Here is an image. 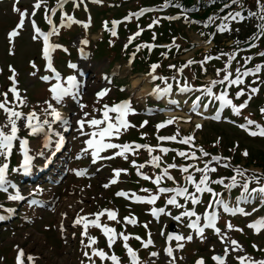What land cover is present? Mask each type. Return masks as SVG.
Instances as JSON below:
<instances>
[{"label":"snow or ice","instance_id":"snow-or-ice-1","mask_svg":"<svg viewBox=\"0 0 264 264\" xmlns=\"http://www.w3.org/2000/svg\"><path fill=\"white\" fill-rule=\"evenodd\" d=\"M67 0H57V4L55 7L50 10L45 9L46 13L48 11L51 14H55L57 8H63L64 4ZM232 4H237L240 6L241 11H230L224 17H209L208 22H212L214 19L219 18L221 23L218 25V30L220 32H224L227 29L226 21L229 20H243L244 16H242V11L244 9L243 0H228V3L223 5V8H229ZM42 5H46V0H36V3L33 5V11L31 12V16L36 15V10L40 9ZM169 6H175L178 8H182L180 4H172L171 0H164V3L160 6V9L154 8H140L137 12L131 13L129 16L124 17V20H129L132 16L140 17L146 12L162 10ZM256 6L258 8V12H253L251 10L248 11V16L255 17L259 16L260 23L257 25V31L253 33L252 37L249 38V41L245 43L248 44V48L256 47V43L253 41H260L264 38V0H256ZM73 7H79V0H73ZM223 9H221L222 11ZM13 11L19 14V21L16 27L8 33V39L11 43L13 39L18 35V30L22 29L24 26L25 18L29 16V12L27 9H21L18 6V0L13 6ZM66 17V20H65ZM176 17H167V19H175ZM45 20L51 26L49 31H42L38 26L36 21L31 20L32 28L34 31L33 39H38L39 37H43V45H42V55L46 61V69L50 70L52 75L42 76L41 79L45 82L55 80V83H52L49 88L50 99L45 100L43 103L45 107L41 109V113L38 114L36 109L33 108L29 112H24L20 109V106L23 105L27 107V100L24 97H21L19 89L17 87L16 74L15 69L9 65V70L12 72V75L9 77V80L12 82L10 87L4 93H0L3 96V99L0 100V110H3L5 114V119L3 123H0V157L3 158V162L0 163V192H4L6 194V198L9 201L20 202L26 199V197L22 194L18 184L14 183L9 179V170L11 173H21L23 175L31 174L32 170L36 167L34 164V160L37 156L44 157L45 161L49 160V153H46L44 150L36 151L33 153L32 149L29 147V140L26 137H21L18 133L21 131V123L23 129L27 130L29 135L38 136L43 133L45 136L44 140V149H49L52 147V135L58 137L55 141L54 149L50 153V155H55L57 151H59L64 143L65 137L59 132H55L53 129V124L57 121L61 122L64 125V130L67 131L71 127L70 119L65 118L62 112L55 105L59 104L61 106L65 103V98H71L73 101H76L79 93L74 92V89L77 88L78 80L77 75H69L67 76V86H64L62 83L61 73L53 66V57L52 52L56 49H62L67 52V48H63L62 45L52 44L49 42V37L52 35L59 33V28L53 24L50 15H45ZM80 23V21H74L72 15L63 14L60 20V26L63 27L66 24L71 23ZM159 22V18L154 19L152 23H150L147 27L152 28L155 24ZM118 21L112 22V35L115 36L117 33L115 31V27L118 24ZM87 27V25H84ZM105 26L107 27V22H105ZM207 26V24L205 25ZM139 27V26H138ZM144 29L140 28L136 33L133 34V37H129V43H131L132 39L135 36H139ZM203 35V33H202ZM155 39V34H153V40ZM174 42V41H173ZM82 45H87L89 42L84 39L80 42ZM238 45V41L236 42ZM127 44L125 48H127ZM137 51L141 47H146L151 50L155 47L154 44H142L137 45ZM240 51L237 47L234 51L230 53L222 52L220 56H226L227 61L225 62L223 68L216 69V76L218 79L211 80L207 85L202 86L200 89L192 88L187 83L183 84L178 88L180 92H189V91H201L202 94L209 99L210 101H218L219 107L216 109V114L212 117L213 119L219 121L221 120L220 111L225 107L230 108L231 112L235 116L242 115V109H245L252 96L257 94L260 90L259 85H264V79H261L259 73L264 70V60L260 63H257L254 67H244L247 65L252 59V56L243 57L244 65H240L239 61H236L237 67L235 71L231 70V65L234 60H236V54ZM80 55L82 57L87 56L84 48L81 47L79 49ZM133 57L135 53L132 54ZM162 55H167L166 53H162ZM257 55L264 57V52H259ZM220 56L215 57V59H220ZM214 57L206 56L204 60L200 63L203 64L208 60L213 59ZM195 63V61H188L187 64L182 65L180 68L176 69L177 72L183 73V69L188 66V64ZM32 67L35 69V62H31ZM71 69L76 70L78 68L77 64L69 63L68 65ZM158 64H152L150 76L152 80L156 79H164L163 77H157L155 74V69L158 67ZM169 68H176L175 65H169ZM221 73L223 75L221 76ZM35 75V73H33ZM253 76L254 79L251 84L245 83V78L249 76ZM175 79V77H173ZM259 81V84H257ZM219 85L221 90L218 95H216L213 91L214 87ZM255 85V86H253ZM230 86H241L235 91L234 96L230 98L227 87ZM172 90V85L168 84L165 88H160L157 86L153 89V93L157 95H162L165 93H169ZM110 89H101L96 93V97L98 99L103 98L107 95ZM12 94V101L8 99V93ZM247 96V99H244L241 103H234L235 99H240L241 97ZM55 102V104L53 103ZM201 101V97L197 96L196 100L193 101L192 111H196L197 107H199V102ZM172 103H178L176 101H172ZM131 101H122L118 104H114L109 106L108 104H104L102 109H94V111H102L103 117L102 119H97L95 116H92L89 119H86L90 116V113L83 111L86 107L82 103L78 106L81 109L82 115L76 121L78 125L76 131L81 136H87L88 139L84 141L86 145L85 148L81 149V154L77 156V158H81L82 155H87L88 150L91 151L92 163H95L98 159H112L116 156L123 157L125 160L128 159V153H132L133 155H138L137 149H146L149 153L150 159H147L144 163H137L136 159L131 160V165L136 169L137 176L143 178L144 180L151 181L155 186V191L152 189L143 188L142 192L148 193L147 195H136L135 192L131 194L130 199L135 202L147 203L152 205L149 209V212L153 218L159 221L161 215L169 216L174 222L177 224H184V218H187V224L185 225L187 228L194 231L195 235L198 236L201 240L205 239V230L211 229L215 235L220 239L221 243L224 244V250L222 253H215L211 256V260L214 264H227L228 257L232 253L240 252L242 255H236L234 258L238 262V264H264V258L256 259L245 251L243 245H241L236 239L228 236V231L237 230L243 232V229L238 228V226L233 225L230 221L226 222L225 229L223 230L218 227V220L220 219V210L222 208L224 213H228L231 215L242 214L245 216L251 215L252 213L258 211V208H253L252 212H246L244 207H240L239 204L243 202H248L249 200H253L254 193H260L261 200L264 202V184L261 183L262 177L264 174L256 175L252 174L251 176H245L247 172L246 169H241L239 166L233 168V166L228 163L230 157H223L220 155L210 154L203 149V147H198L195 145L194 135L184 136L181 139H177V135H169V136H158V141H175L184 145H187L188 148L186 150H177L170 149L168 147H163L160 144L156 146H151L148 144H139L135 142H125V143H114V142H104L105 137H117L121 135V130L126 131L129 127H134L130 122L126 119V116L129 113L135 114V110L130 107ZM208 104H203L204 108H208ZM260 113L264 115V108H261ZM109 112L118 113L115 118V123L112 122V119L109 117ZM200 114V113H198ZM51 117V119H49ZM188 120H191V116L188 117ZM243 123H239L238 126L246 131L252 137H261L264 138V125H261L256 120L251 119L250 117H243ZM106 126L100 128L98 126L105 124ZM174 121L172 119L165 120L156 125L157 130L165 127L166 125L172 124ZM232 123H237L236 121H232ZM147 124V121L141 123L140 127H143ZM85 125L89 128L97 129L91 132H85ZM202 127L201 124H197L196 128L200 129ZM146 133L141 134V138L146 136ZM19 142V152L22 154V161L16 167L10 166V158L13 154L14 142ZM197 147L199 151V155L197 154ZM105 149H118V151L113 152L111 156L101 157L99 153ZM163 154H167L169 152H175L179 157L184 158L186 161H190L185 164H176V163H166V165L162 166V157L160 155H152V153L156 150ZM244 156L248 155L247 150L243 152ZM207 158V159H205ZM199 162H202L203 166L201 167ZM147 165H150L152 168V172L142 171L146 168ZM45 166V165H41ZM218 167L232 168L235 173L231 177L228 178L229 182L225 183L224 177H219L216 179L212 178V174L217 172ZM170 169H179L182 173V179L184 181L183 184H180L176 181V178L170 174ZM192 170L191 172L189 170ZM158 170V171H157ZM85 170H76L77 175H85ZM114 177L109 181V184H113L117 182V178L121 173H128V169H113ZM196 173H199L198 179L196 178ZM237 177H241L240 180ZM172 181V187L162 186V181ZM255 181L257 187L251 188L249 187L250 182ZM109 184H105L104 187H108ZM212 185H221L223 187L222 192H218L215 190ZM240 187L242 189L241 196L237 197L236 206H230L227 199H225L224 192H230L232 189L236 187ZM190 188L192 190H190ZM9 189H12L10 192ZM42 192V189L39 186H36L32 192L28 194L30 199H28L29 206L39 205L41 201L36 199V195ZM204 194L209 195V200L207 201V205L205 207V211L201 214H198L196 211L197 205L204 204L203 196ZM118 197H129V193L124 190L117 191L115 193ZM163 196L165 200V204L163 206H155L156 201ZM178 198L183 199V203L179 201ZM191 205L189 207L188 205ZM168 206H171L169 208ZM0 209H4V211L8 214H13L15 209L11 207H5V205L0 204ZM172 209H179L178 214L173 215ZM83 208L80 209V213H83ZM77 213L74 221L73 227L77 225H82L83 231L81 232V244L83 245V249H91L83 250V256L86 258L87 264H96V260L94 258L98 257L100 261H111V264H122L121 258L115 254L114 251L106 252L105 250L94 247L98 240L95 236H90L88 234L89 226H94L102 231V234L107 239V246L111 250L113 244L120 239L123 242V247L126 250V254L129 257V264H146V262L142 261L139 257L138 251L134 250L129 245L130 238H133V234L121 231L117 232L115 228L108 226L107 224L101 223V217L105 214L107 215V219L109 221H119L117 220V212L114 209L104 208L100 211L94 213H85L81 215ZM62 215H67L66 213H62ZM89 217H94L93 219H89ZM194 217V219H193ZM5 215H0V221L5 220ZM126 224H137V218L134 215L125 216L123 218ZM148 223L145 222L143 227L148 229ZM167 227V225H165ZM247 227L254 229L256 233H259L261 229H264V217H261L255 221L250 222ZM61 230L63 231V224L60 225ZM160 234L162 236L165 235L164 229H161ZM75 236V233H73ZM83 237H87L88 243H84ZM134 238L141 242V246L143 248H147L151 245H154V241L152 239V234L150 231L147 233V239L142 238L139 235H135ZM193 239V234L190 232L187 236L180 233L179 231H169L166 235V242L175 241V249L170 243H167V246L164 248V252L168 260V264H176V257L174 255V250L183 249L185 246V242H189ZM252 247L254 249H258L256 244H253ZM260 250V249H258ZM214 251V246H213ZM264 251V250H262ZM17 255L15 257L16 264H25V251L20 248L19 245H16ZM150 257H158L159 253L156 251L149 253ZM27 261L33 262L36 259L33 255L28 254L26 256ZM81 264H85V261H81ZM195 264H207L206 260L203 256L198 257L195 260Z\"/></svg>","mask_w":264,"mask_h":264},{"label":"rangeland","instance_id":"rangeland-1","mask_svg":"<svg viewBox=\"0 0 264 264\" xmlns=\"http://www.w3.org/2000/svg\"><path fill=\"white\" fill-rule=\"evenodd\" d=\"M25 3H32V0H26ZM153 3V0H130L126 6V8H136L139 4H149ZM154 3H156L154 1ZM13 4L10 5V9L13 8ZM6 9H9V5L5 3H0V86L4 87L10 80L9 77L12 75V72L9 70V65L12 66V68L15 69V74L17 76V79L21 83H25L28 88V98L32 101H41L43 102L44 100H48L49 94L46 93L47 85H44L40 82H36L32 84L28 80H34V78L28 77L27 75V69L25 67V64L30 60V58H34L39 44L38 42L35 44L31 42L29 38V34L31 35V32L25 31L21 36L17 39V55L14 57L11 55L9 51V46H4L3 42V37L6 36L11 30H13L18 21H19V14H9V13H1V10L4 11ZM83 11L86 13L91 14L92 10L91 8H84ZM69 15H72L74 18V21H76L77 16L74 15L73 13H70ZM75 23V22H74ZM230 25V24H229ZM248 27H253L250 28L251 30H245V32L242 34V36H248L247 31H253L257 30L256 25L249 23L247 25ZM168 29L172 31L173 36L177 40L178 43H187L183 42L181 39L185 36L187 40L190 42L189 47H187V50L184 51L183 53L177 55V58L169 59L161 65L160 70L155 69V74L157 77H163L164 79H161V81L156 84L153 82L150 76V72L152 70L147 71L146 67L139 63V70L138 72L135 70L132 74L129 73V64L127 61H125L124 57H122L121 52L119 53H113L114 57L116 58L111 61V57L108 56V54L105 55H100L98 57L93 56L92 52V58L91 55L89 54V58L85 60H81L80 58H76L74 61L77 63L79 66V73H78V78L80 79V85L85 84L86 87L82 89V91L77 90L79 95L83 97L82 103L86 107L83 109V111H86L90 113V116L86 119L91 118L92 116L99 117V111H94V109L99 110L98 104H100L101 101L97 100L95 98V93L97 89H104L107 87L111 88V91L109 94L113 92V90L118 89L119 86H124L125 88V93L134 99V102L136 103L135 107L132 109L135 110V114H131L132 120H136L137 116L141 113V108L140 105H143L145 101H150L152 100V93L153 89L159 86L160 88H165L168 84L172 85V92L176 96H181V99L183 100L181 102L180 108H168L172 111H164L161 109H153L154 114L148 116V121L147 125H145L144 130L141 131L142 133H151L153 129H157L156 125L160 121V119L163 117L164 114H169V115H187L185 110V105L186 102L189 100V96L191 95L192 91L189 92H180L178 91V88L181 87L183 84H185L186 81L180 80V76H183L184 78L187 77L189 74L188 67H185L183 69V73L177 72L176 69L180 68L182 65L187 64L188 61H195V63H192V65H199L201 68L199 70V75L203 73L204 70H206V76L204 78H200L201 80L203 79V83H209L208 81L212 77V73L214 72L213 65L214 63L218 62V59H215V57L220 56L218 54H221L224 51L221 52H215L213 49L215 48V43L218 42V46L222 43V41L226 40L227 35L224 34H219L214 41L211 40H206V39H201L199 34L196 33L195 31L191 30H185L181 28V32H178V24L175 22H172L170 26H168ZM94 33H90L92 41H95L100 37V30L93 31ZM168 32V31H167ZM167 32L165 36H167ZM250 35V34H249ZM172 36V38H173ZM161 39V37L159 38ZM246 41V40H245ZM73 42V43H72ZM72 46H77L78 45V40L77 37H75L72 40ZM257 43V41H253ZM192 43V46H191ZM193 43L195 45H193ZM261 44H264V38L261 39ZM94 46V45H93ZM170 48V45L168 46ZM214 47V48H213ZM245 46H240L238 47L240 51L237 52L236 54V60L233 62L235 63L236 61H239V64L241 63V55L244 53L242 50ZM19 48V49H18ZM91 49V48H90ZM237 49V48H235ZM234 49V50H235ZM248 49V48H247ZM233 50V51H234ZM15 52V50L13 51ZM12 52V53H13ZM232 52V51H231ZM263 52L262 49L257 51L256 53H252L250 56L254 58L257 57V53ZM206 56H211L214 57L211 60H208L207 62L201 64L200 62L204 60V57ZM221 58L223 56H220ZM27 60V62H26ZM263 59H252L249 64L245 65V67H254L257 63H260ZM175 65V72L172 74H169L171 72H168L169 65ZM233 64V63H232ZM190 65V64H188ZM236 66V64H234ZM85 67V69L88 70L86 74V79L82 76L81 70L82 68ZM138 67V66H137ZM196 68H193V70ZM192 70V72H193ZM231 70L233 71V66L231 65ZM66 71V70H64ZM163 76H161L160 74ZM1 74L4 75V78H1ZM113 74L114 78V83L113 82H108L107 78ZM22 75V77L20 76ZM81 75V76H80ZM198 75V76H199ZM261 79H264V70L259 73ZM137 77H140V81L137 84H133V80L136 79ZM175 77V79H173ZM25 78V79H23ZM85 82V83H84ZM187 84L191 86L190 83L187 82ZM259 84V82L257 83ZM79 85V86H80ZM260 91L252 96V99L250 100L248 106L246 107V111L249 113H255L258 114L261 108H264V101H260L259 98H264V85H259ZM201 87H199L200 89ZM111 96H114L113 93ZM178 96V97H179ZM247 98V97H246ZM73 100L71 99L69 102L65 103L64 110L66 109V113L68 115L74 114V121H73V129L70 133V142L69 144L75 145L74 142L81 136L78 134L76 131L78 125L76 124V121L80 118L81 109L79 108L78 105H74L72 102ZM56 106V105H55ZM67 106V107H66ZM59 108V107H58ZM67 108H69L67 110ZM30 111V110H29ZM37 111V110H36ZM38 114L39 111H37ZM211 116L208 117H192V120L189 122H180V121H175L173 126H168L162 130L163 134L166 135H177V137H184L186 133H194L195 141L196 143L202 142L204 145L213 148L214 146L216 147L217 145L220 148V151L225 150V154L228 153V155H231V152H228L229 150L233 151V154L236 159L235 162L237 161L239 165L245 164L246 166H249L254 171H261L263 170V163H264V139H249L244 136V133L239 129H235L234 127L227 126L225 124L221 123H209L208 121L210 120ZM261 119V117H260ZM197 124H201L202 127L200 129L196 128ZM22 127V124H21ZM90 128L87 126L84 131L85 132H90ZM175 129L177 131H175ZM160 131V130H159ZM150 137L153 135H149ZM155 136V135H154ZM153 136V138H154ZM33 144L35 145V149H38L36 138H32ZM155 144L156 142L150 140V143ZM222 144V145H221ZM233 145V146H232ZM230 147V148H228ZM228 149V150H227ZM234 149V150H233ZM245 149H247L248 156L247 158H244V156H240V151L244 152ZM42 150V146L40 148ZM39 151V150H38ZM222 153V152H220ZM253 158V159H252ZM250 160V162H249ZM85 165L84 162H74L73 167H79ZM218 170V168H217ZM233 171V170H232ZM264 171V170H263ZM105 173V174H104ZM235 174L234 172H232ZM99 181L96 182L95 184H92L94 188L97 190H92L88 191L85 193L83 190H80L78 192H70L69 194L65 195V197L61 198L59 200L58 206L55 209V214L52 217H46L44 222H36L35 227H20L18 226L17 229L10 231L9 233H6L5 235L3 232H0V244H8V247H12L13 245H21L23 246L27 252L32 253L33 255L36 256V258L42 263V264H81V258L83 256V246L81 244V237L78 236L79 232L81 231L76 230V227H73V225L70 223L72 219L74 218L73 213H77L80 211L81 208H83L84 212L87 211H92V212H97L98 211V203L105 202V207H113L116 205H113L112 200H111V195L108 197L105 193V190L97 187L96 185L100 183L102 185L107 181V172L105 171H100V173L97 174ZM245 176H249L247 173H245ZM231 177V175H229ZM241 179V177H239ZM253 185L257 187V184L255 181H252ZM72 184L74 186L78 185L79 182L76 180L72 181ZM86 188H90L85 184ZM102 187V186H101ZM123 188L129 187V185L124 184L121 186ZM47 190V188H46ZM48 191V190H47ZM56 193V190L54 191ZM261 195L262 194H256L255 198L261 200ZM2 195L0 194V202ZM76 199V202L73 200ZM69 200V201H67ZM62 204V205H61ZM65 208V213L67 214L65 219L63 220V225L66 227V233H65V238L60 237V241L58 242V236H57V222H58V213L60 211V208ZM142 209V210H141ZM119 210V208H118ZM120 211V210H119ZM145 211V208L143 209L142 207L137 208L136 212L133 211V209H123L120 211L121 213H129L128 215H140V219L143 221L146 219L145 215L143 214ZM72 213V215H71ZM82 214V213H81ZM72 216V217H71ZM242 222V220H241ZM53 224L55 228V232L49 231L47 232L45 230V226H42V224ZM174 225V221L171 218H167L163 221V223L159 224L160 226L166 225ZM186 225V218H184V224H181V228L183 230L184 235H188V231L185 229ZM175 226V225H174ZM158 227L156 224H153L154 230L156 229L157 233ZM137 228L136 230L139 232ZM225 229V226L223 228ZM3 231V230H1ZM229 232V231H228ZM73 233H75V236H73ZM140 233V232H139ZM250 233L255 236V241L256 245L258 246L259 244L263 245L264 247V233L259 232L256 233L255 230L250 231ZM255 235H254V234ZM257 234V235H256ZM40 237L39 239L37 238ZM236 239L241 245H243L245 251L247 252V246L244 243H241L240 240H238L235 237H231ZM208 240V238H205ZM205 246L208 249L213 248L214 246V252L215 253H222L224 250V244L221 243V241H216L212 240L211 242L205 243ZM6 247L3 249V254L5 258H8L10 256V249ZM194 249V246H191L189 248V254L192 253ZM243 253L236 252L232 253L229 255L228 259L234 255H242ZM250 256L256 258V259H261L262 257L255 254V253H248ZM159 256L161 259V262L158 264H165L168 262L166 259V255L159 250ZM186 257H183V260H186ZM154 260H156V257L153 259H146V264H151Z\"/></svg>","mask_w":264,"mask_h":264},{"label":"trees","instance_id":"trees-1","mask_svg":"<svg viewBox=\"0 0 264 264\" xmlns=\"http://www.w3.org/2000/svg\"><path fill=\"white\" fill-rule=\"evenodd\" d=\"M186 5H190V4H195L196 2H200V5L202 6V12L203 14H198V13H192L191 15L196 17V18H205V15L211 12H215L217 11V9L219 7H223V0H184L183 1ZM212 2H214L212 4ZM253 1L252 0H243V5L247 6V5H252ZM188 7H192L188 6ZM195 9L191 8L188 10L189 13L194 12ZM167 29H164V31H167ZM238 41H245L247 40L246 37H241L239 36V38L237 39ZM253 159V158H252ZM250 162V160H249ZM264 165V163H263ZM263 170H264V166H263Z\"/></svg>","mask_w":264,"mask_h":264},{"label":"bare ground","instance_id":"bare-ground-1","mask_svg":"<svg viewBox=\"0 0 264 264\" xmlns=\"http://www.w3.org/2000/svg\"><path fill=\"white\" fill-rule=\"evenodd\" d=\"M140 77H137L136 79L133 80V84H137L139 81H140ZM74 200V199H73ZM69 201V200H67ZM62 210L60 211V218H58L59 220H61L63 218V215H62ZM37 238L39 239L40 237L37 236Z\"/></svg>","mask_w":264,"mask_h":264}]
</instances>
